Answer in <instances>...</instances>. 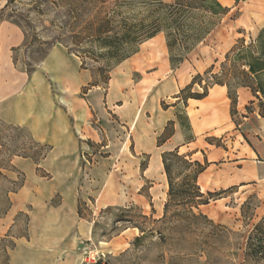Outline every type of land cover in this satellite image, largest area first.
Instances as JSON below:
<instances>
[{
  "label": "rangeland",
  "instance_id": "rangeland-1",
  "mask_svg": "<svg viewBox=\"0 0 264 264\" xmlns=\"http://www.w3.org/2000/svg\"><path fill=\"white\" fill-rule=\"evenodd\" d=\"M82 1L58 4L56 0H15L0 15V20L20 26L28 71L51 49L60 46L77 58L80 68L91 72L92 83L102 87L104 93L109 85L112 87L109 110L91 120L93 141L84 142L92 155L84 162L90 170L87 173L92 180V198L89 207L80 200L78 212L91 222V237L71 246V251L54 263L243 264L247 238L264 218V119L257 116L258 105L253 98L243 108L235 105L236 114L230 117V101L226 92L217 87L209 89L208 99L202 104H185L183 100L189 91L202 93L201 87L212 82L205 72L213 68L211 74H217L225 54L239 39L248 42L264 28V0H247L237 6L230 0H218L230 9L229 13L174 73L167 70L168 55L159 35L146 44L123 45L115 52L102 39L90 36L88 23L95 12L85 10L77 20L70 14L85 7V3L80 4ZM106 8L101 16L111 18L118 14L114 24L119 26L126 20L136 23L140 11L138 7L119 10L109 4ZM155 70H159L157 74H153ZM165 72L175 76L181 90L197 75L202 79H196V84L181 96L182 101L173 105L178 94L167 97L156 80ZM251 101L253 105H249ZM120 106L121 110L117 109ZM169 106L176 107V122L186 125L190 120L196 135V144L186 146L181 154L194 155L192 159L201 163L206 158L210 163L198 180L199 187L204 188L202 193L216 196L220 191L238 187L220 197L205 196L209 201L199 208L203 217L196 219L185 220L186 215L179 208H172L168 220L163 221L166 183L145 180L147 157H142L139 171L132 156L134 131L129 123L137 121L142 129L143 123L150 124L160 108ZM246 106L250 114L246 113ZM41 146L25 129L0 123V217L7 214L10 191L22 180L9 168L10 160L15 156L39 160L44 152ZM181 181L182 175H175V182ZM100 184L106 185L103 189L109 205L97 210L93 202ZM138 185L141 188L137 192ZM249 197H253L251 208H257L249 212L252 219L244 221L240 207ZM12 222L16 223L15 228ZM12 222L0 227V264H9L17 238H27L26 213L17 215Z\"/></svg>",
  "mask_w": 264,
  "mask_h": 264
},
{
  "label": "crops",
  "instance_id": "crops-1",
  "mask_svg": "<svg viewBox=\"0 0 264 264\" xmlns=\"http://www.w3.org/2000/svg\"><path fill=\"white\" fill-rule=\"evenodd\" d=\"M5 4L6 0H3L0 11ZM159 36L164 44L163 36ZM23 43L21 29L10 21L1 20L0 122L25 129L36 143L48 147V151L37 163L21 157L11 160L13 167L23 175L24 182L16 193L11 194V206L0 220V227L11 223L17 215L26 213L27 238L15 240L9 264H55L58 257L71 251V246L76 247L79 242H87L91 237V222L80 217L78 212L79 201L89 207V198H92V180L87 173L90 170L84 164L85 159L92 155L84 142L93 141L91 120L109 110L112 87L109 85L108 92L104 93L102 87L91 86V72L80 68L77 58L60 46L51 49L39 64L28 71ZM162 49L166 51L165 44ZM167 70L174 73L168 63ZM156 80L159 81V90L167 97H175L182 89L175 76L166 72ZM214 87L226 92L223 87ZM206 99L208 95L202 100L189 99L186 103L202 104ZM251 99L247 89L237 90V108H243ZM175 108H160L150 124L143 123L142 129L137 121L129 123L134 131L132 156L137 169L140 171L142 157H147L143 168L145 180L161 181L166 183V188L161 155L176 148L181 154L186 146L197 141L190 120L193 140L189 143L185 141L174 117ZM169 122L174 123L173 135L158 146L157 139ZM149 185V190H152V183ZM104 187L106 185H99L93 202L97 210L109 205L105 201ZM140 188L141 185H138L137 192ZM15 224L12 222L13 228Z\"/></svg>",
  "mask_w": 264,
  "mask_h": 264
},
{
  "label": "trees",
  "instance_id": "trees-1",
  "mask_svg": "<svg viewBox=\"0 0 264 264\" xmlns=\"http://www.w3.org/2000/svg\"><path fill=\"white\" fill-rule=\"evenodd\" d=\"M13 1L15 0H6L7 3L0 11V15L3 14L4 10ZM56 1L59 4L71 0ZM230 1L233 2L234 6H237L247 0ZM57 3H52V5H56ZM84 3L85 7L70 11V14L75 15L74 19L77 20L85 10L95 12V16L88 23L89 33L92 34L90 36L105 41V44L111 47L113 52L119 50L123 45L137 47L157 35H163L171 71L178 69L182 65L186 57L220 25L223 18L230 11L228 7L223 6L218 0H83L80 4L83 5ZM108 4L119 10H130L133 7H138L140 11L136 23H129L126 20L119 26L114 24V19L119 16L118 14H116V17L111 18L101 16L102 12L107 9ZM17 26L20 28L19 25ZM128 58L121 60L116 65H119ZM212 69L210 68L209 71L205 72V75L209 76L212 82L201 87V94H192L189 91V95L183 100L185 104L189 99H204L207 97L209 89L214 86L223 87L226 89L227 99L230 101V117H233L236 114L237 90L243 88L247 89L252 98L257 101V116L264 119V28L259 30L258 34L254 38H250L248 42H245L244 39H239L225 54L224 61L220 64V70L217 74L212 75ZM196 79L201 80L202 77L197 75L192 79L190 85L179 92L175 105L182 101L181 96L191 86L196 84ZM91 86L96 87L98 84L91 83ZM249 105H253V102L251 101ZM245 111L248 114L251 113L249 112V106L245 107ZM1 124L11 128H18ZM177 124L182 129L185 141L187 143L191 142L193 136L189 122L186 125H182L178 121ZM184 126H186V131L185 129L183 130ZM173 127V122L167 124L157 140L158 146L173 135ZM36 144L39 145L38 143ZM41 147H43L44 152L39 160L31 156L15 157L29 158L37 163L48 151V147ZM161 163L167 182L166 202L163 206V221L168 220V215L172 208H179L186 215L185 220L203 217L199 212V208L207 205L209 199L220 197L226 192L238 188L232 187L225 191H220L215 194L216 196L211 193H202L198 185V178L205 172L210 163L207 162L206 158H204L202 163L193 160L191 155L180 154L177 148L163 153L161 155ZM9 168L13 172L18 173L22 178L21 182L10 191V193L14 194L22 187L24 177L13 167L11 160ZM176 170H178L177 174H175ZM175 175H182V181L179 184L175 182ZM205 196L209 197V199H206ZM252 199L253 197H249L240 207V215L244 221L251 220L253 215L249 212L257 208L256 206L251 208L250 201ZM10 206V200L8 199L5 213L8 212ZM3 217L1 216L0 220ZM144 233V231H140L141 235H144ZM139 240V238L136 239V241ZM13 248L14 244L11 250ZM243 261V264H264V218L254 225L252 232L247 238L243 251Z\"/></svg>",
  "mask_w": 264,
  "mask_h": 264
},
{
  "label": "bare ground",
  "instance_id": "bare-ground-1",
  "mask_svg": "<svg viewBox=\"0 0 264 264\" xmlns=\"http://www.w3.org/2000/svg\"><path fill=\"white\" fill-rule=\"evenodd\" d=\"M165 179H166V178H165ZM203 189H204V188H201V187H200L201 192H203Z\"/></svg>",
  "mask_w": 264,
  "mask_h": 264
}]
</instances>
